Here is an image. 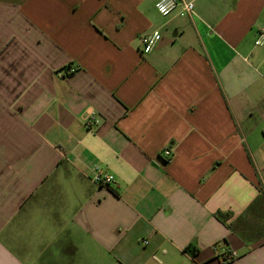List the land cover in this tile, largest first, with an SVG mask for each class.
I'll use <instances>...</instances> for the list:
<instances>
[{
  "label": "crops",
  "instance_id": "crops-1",
  "mask_svg": "<svg viewBox=\"0 0 264 264\" xmlns=\"http://www.w3.org/2000/svg\"><path fill=\"white\" fill-rule=\"evenodd\" d=\"M158 1L0 0V264H264V0Z\"/></svg>",
  "mask_w": 264,
  "mask_h": 264
},
{
  "label": "built area",
  "instance_id": "built-area-1",
  "mask_svg": "<svg viewBox=\"0 0 264 264\" xmlns=\"http://www.w3.org/2000/svg\"><path fill=\"white\" fill-rule=\"evenodd\" d=\"M156 10L162 17H168L175 12L181 18L195 17V4L193 1L188 0H159L156 3ZM162 35L159 30H155L149 34L143 35L140 39L141 54L148 55L152 52L157 43L161 40ZM255 46H264V31L258 34L255 41ZM74 72V70H69ZM99 121L93 118H86V127L91 129L92 126L98 125ZM164 164L170 165L172 163L173 154L169 149L163 150ZM91 182L96 187L109 188L115 185V177L109 173L104 172L100 166L96 165L92 168ZM143 245H147L148 242H142ZM222 259L224 263H230L236 259V255L229 249L222 250Z\"/></svg>",
  "mask_w": 264,
  "mask_h": 264
},
{
  "label": "trees",
  "instance_id": "trees-1",
  "mask_svg": "<svg viewBox=\"0 0 264 264\" xmlns=\"http://www.w3.org/2000/svg\"><path fill=\"white\" fill-rule=\"evenodd\" d=\"M219 218H220V216H219Z\"/></svg>",
  "mask_w": 264,
  "mask_h": 264
}]
</instances>
